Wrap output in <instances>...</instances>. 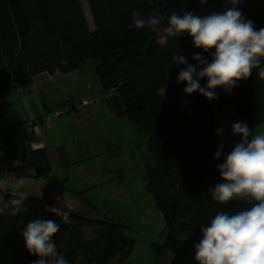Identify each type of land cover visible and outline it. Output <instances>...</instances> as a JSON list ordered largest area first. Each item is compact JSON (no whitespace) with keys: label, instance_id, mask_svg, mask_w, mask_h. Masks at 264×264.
<instances>
[{"label":"trees","instance_id":"obj_1","mask_svg":"<svg viewBox=\"0 0 264 264\" xmlns=\"http://www.w3.org/2000/svg\"><path fill=\"white\" fill-rule=\"evenodd\" d=\"M86 3L93 28L81 0H0V112L11 105L4 106L2 100L14 90L29 89L36 76H62L92 61L104 99L115 116L127 118L148 134L154 164L145 170L146 188L167 225L165 240L152 248L157 254L169 251V264H196L194 245L201 238L200 229L218 212L231 215L250 207L238 199L217 203L208 191L223 182L218 165L230 152L218 132L217 112L228 105L247 125L264 123V77L253 69L249 78L238 81L230 91L217 87L215 100H207L199 92L186 95L185 82L177 83L179 72L187 65H197L196 54L210 61L214 49L195 48L187 33L169 38L163 46L156 42L171 14L191 12L203 17V4L208 15L222 13L232 6L227 0ZM236 7L257 30L264 28V0H241ZM133 12L145 18L159 15L157 31L148 26L137 29ZM177 53L186 58L187 65L173 62ZM206 83V79L200 80L201 86ZM58 109L35 123L49 124L61 116H55ZM217 150L221 156L214 159ZM28 152L35 165L32 176L63 188L62 182L51 177L45 152L41 148ZM20 195L6 191L0 201L7 203ZM23 196L27 211L13 215V206H9L0 213V264H34L38 259L28 253L22 237L24 227L34 219L60 223L53 242L68 264H115L130 258L135 239L125 224L78 212H51L42 197ZM184 236L187 239H181Z\"/></svg>","mask_w":264,"mask_h":264},{"label":"clouds","instance_id":"obj_2","mask_svg":"<svg viewBox=\"0 0 264 264\" xmlns=\"http://www.w3.org/2000/svg\"><path fill=\"white\" fill-rule=\"evenodd\" d=\"M227 2L232 5L227 10L203 17L191 12L173 13L167 18V26L158 32L156 42L161 46L166 45L169 38L187 33L195 48L204 52L214 49L210 61L200 54L194 55L196 66L187 65L186 58L178 53L172 57L174 63L187 65L177 77V83L185 82L183 92L186 95L199 92L207 100H215L218 98L217 87L230 91L238 81L249 78L253 69H259V76L264 77L261 66L264 63V28L257 30L251 20L244 18L236 7L241 0ZM132 16L137 29L148 26L157 31L161 24L159 15L145 18L133 12ZM201 79H206V85L201 86ZM231 129L232 134L241 139L218 165L223 182L208 191L217 203L226 204L238 199L250 207L231 215L218 212L206 227L200 229L201 238L194 245L196 264H264V133L249 139L250 129L243 122L233 123ZM220 156L221 150H217L214 159ZM23 183V179H19L17 189ZM0 189L7 190L6 185L0 183ZM24 199L20 195L7 203L0 201V213L9 206H13V215L27 211ZM59 229L60 223L51 219H34L26 224L22 237L28 253L38 257L34 264H68L66 257L57 253L53 242ZM181 239L185 240L187 236Z\"/></svg>","mask_w":264,"mask_h":264},{"label":"rangeland","instance_id":"obj_3","mask_svg":"<svg viewBox=\"0 0 264 264\" xmlns=\"http://www.w3.org/2000/svg\"><path fill=\"white\" fill-rule=\"evenodd\" d=\"M81 2L89 25L93 28L86 0ZM202 7L204 16L208 15L204 4ZM94 67V63L89 60L78 71L67 76L48 79L47 76L38 75L29 89L14 90L2 100L4 106L11 105L0 112V162H6L11 158V152L21 148L22 139L27 137V114L34 120L38 119V113L39 117L51 116L52 112L45 114L52 107L67 108L69 111L66 110L64 115L80 114L71 121L70 128L66 130V125H61L50 136L55 143H64L68 149L73 148V139L77 135L83 146L98 154L78 165L72 162L68 165H62L60 161L54 162L53 178L69 179L75 186L81 185L80 174L88 182L93 178L96 181L97 178H105L103 180L106 185L90 192L86 204L87 210L95 208L100 217L125 224L127 233L134 237L135 245L130 258L122 259V262L119 259V264H169V251L163 250L157 254L152 248L153 244H160L165 240L167 225L146 188L145 170L154 164L147 146L148 134L141 132L127 118L115 116L104 99ZM84 99L88 102L86 105H82ZM236 122L245 123L228 105L217 112L216 124L219 130L222 129L219 132L230 151L241 139L239 135L232 134L231 126ZM247 126L250 129L249 139L264 133V123ZM31 142L43 146L40 142ZM86 168L95 170L85 174ZM83 189H87L86 183L83 184Z\"/></svg>","mask_w":264,"mask_h":264},{"label":"crops","instance_id":"obj_4","mask_svg":"<svg viewBox=\"0 0 264 264\" xmlns=\"http://www.w3.org/2000/svg\"><path fill=\"white\" fill-rule=\"evenodd\" d=\"M71 74V73H69ZM69 74H65L66 76ZM39 76H47L48 79H51L50 75L40 74ZM63 76V75H62ZM57 107L48 108L45 115H48L52 110ZM38 120H41L39 117V113L36 114ZM78 115L67 114L61 115L60 117L54 118L50 121L49 124H44L43 122H38L39 133H35L28 130V121H38L30 118L27 114V118L25 120V131L26 138L21 141V148L11 152V158L6 162H0V183H4L6 185V189H0V199L2 195L6 191H10L14 194H23V195H37L43 198L44 206L46 210L57 213H69V212H78L80 214L89 216V217H97L99 216L97 210L95 208H91L87 210V197L89 193L94 191L99 187H103L106 185L105 178H93L88 182L85 176L82 177V174L79 175V180L81 185L75 186L73 182L70 183L69 179L64 180H56L60 181L63 184V188L53 184L48 179H37L32 174L34 173V162L32 161V156L28 152L29 149H37L41 148L47 157L49 165L51 167V177L53 172V163L56 161H60L62 165H68L70 162L80 164L82 161L89 160L94 158L98 152L90 149L81 144L79 140L80 137L77 135L75 139H73V148H66L65 144L55 143L53 137L50 135L54 133L58 127L61 125H66V130L70 128L71 121L78 117ZM43 117V116H42ZM36 118V117H35ZM77 134V132H73ZM36 137V138H33ZM40 142L42 143V147H27V143L29 142ZM48 142L53 143L51 145ZM74 143H77L74 145ZM36 145V144H35ZM19 146V147H20ZM76 151L77 154H68ZM81 153V154H80ZM21 154V156L19 155ZM56 154V155H55ZM54 157L57 159L55 160ZM90 170H95L93 168H86L85 174ZM82 177V178H81ZM23 179V185L17 189L16 184L19 179ZM87 184V189H83V184ZM105 184V185H104ZM78 187V188H77ZM80 187V188H79ZM53 210V211H52ZM51 259V258H48ZM122 262V260H121ZM119 264V262H118Z\"/></svg>","mask_w":264,"mask_h":264},{"label":"built area","instance_id":"obj_5","mask_svg":"<svg viewBox=\"0 0 264 264\" xmlns=\"http://www.w3.org/2000/svg\"><path fill=\"white\" fill-rule=\"evenodd\" d=\"M88 102L86 101V99H84L82 101V105H86ZM56 112V113H55ZM55 116L57 115H62L64 112H66V110L64 111L63 109H58L57 111H55ZM45 122H48L49 121V118H45L44 119ZM28 130L29 131H32V132H35V133H39V126L37 123H35V121H29L28 123ZM27 147H33V148H36V147H39V145H35L33 144L32 142H29L27 143ZM42 147V146H40ZM21 156V154H19Z\"/></svg>","mask_w":264,"mask_h":264}]
</instances>
